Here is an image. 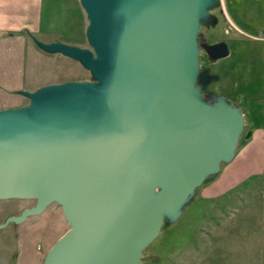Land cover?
<instances>
[{
  "label": "water",
  "instance_id": "water-1",
  "mask_svg": "<svg viewBox=\"0 0 264 264\" xmlns=\"http://www.w3.org/2000/svg\"><path fill=\"white\" fill-rule=\"evenodd\" d=\"M208 1L81 0L98 56L33 37L99 79L23 92L28 106L0 110V199H38L0 228L52 201L71 225L43 264H139L165 204H180L220 159L234 156L240 107L219 95L211 102L200 90L212 81L200 72V50L212 59L230 54L226 41H196ZM143 172L152 175L143 180ZM159 176L170 189L161 194L151 183Z\"/></svg>",
  "mask_w": 264,
  "mask_h": 264
},
{
  "label": "rangeland",
  "instance_id": "rangeland-1",
  "mask_svg": "<svg viewBox=\"0 0 264 264\" xmlns=\"http://www.w3.org/2000/svg\"><path fill=\"white\" fill-rule=\"evenodd\" d=\"M256 2L264 10V0ZM206 11V15L200 17L197 43L226 41L230 54L212 59L201 49L199 69L210 74L213 81L223 78L226 83L227 72L240 71L245 63L239 60H244L242 44L247 41L245 37H249L228 23L222 0H209ZM86 16L84 40L77 47L98 56L88 40L90 20L87 13ZM58 24L56 22L54 29L66 27ZM68 31L65 29V37ZM58 37L64 39L61 35ZM257 52L246 57L257 59L251 62L256 65L248 73L251 79L264 78V49L261 54ZM30 61L35 77L32 76L28 85L32 90H21L23 98L18 106L4 109L28 106L31 97L23 92H36L50 84L99 81L81 60L61 52L42 49L39 55L31 56ZM210 87L211 84L200 87L203 96L211 102H219ZM231 97L225 96L228 100ZM247 133L244 121L231 160L220 159L219 165L209 170L180 204H165L159 233L142 249L139 264H264V151L257 161L244 160L241 150L249 143ZM258 166L263 170L252 172ZM152 180L157 194L170 190L165 176ZM37 202V198L0 199V225L10 216H20L24 209L36 206ZM70 228L58 201L49 203L41 213L28 215L22 222H10L0 228V264H43L48 251Z\"/></svg>",
  "mask_w": 264,
  "mask_h": 264
},
{
  "label": "crops",
  "instance_id": "crops-1",
  "mask_svg": "<svg viewBox=\"0 0 264 264\" xmlns=\"http://www.w3.org/2000/svg\"><path fill=\"white\" fill-rule=\"evenodd\" d=\"M222 1L228 23L249 38L245 37L247 41L242 44L244 60H239V63L245 62L242 69L227 72L226 83L223 78L212 80L210 90L224 97L232 95V101L229 100L240 107L249 135V143L241 153L244 160L253 162L264 151V78L251 79L248 73L256 67L251 62L257 59L246 57L257 51L261 54L264 49V10L256 0ZM86 17L81 0H0V110L18 106L23 98L20 91L32 90L28 87L32 76L35 78L30 57L39 55L42 50L33 37L44 43L64 42L80 46L84 40ZM56 22L66 27L54 29ZM65 29L69 30L67 37ZM60 35L64 39L59 40ZM257 168L252 172L260 169Z\"/></svg>",
  "mask_w": 264,
  "mask_h": 264
},
{
  "label": "bare ground",
  "instance_id": "bare-ground-1",
  "mask_svg": "<svg viewBox=\"0 0 264 264\" xmlns=\"http://www.w3.org/2000/svg\"><path fill=\"white\" fill-rule=\"evenodd\" d=\"M76 84H79V85H83L84 83H78V82H75ZM90 85H92V84H90ZM183 162V161H182ZM184 164V162L183 163H181V165H183ZM186 165H184L183 167H185ZM178 173V172H177ZM180 173H181V171L178 173V175L177 176H180ZM148 174H150V175H152V173H145V172H143L142 174H141V177L143 178V180H144V177L145 176H147ZM147 185V187H148V189H149V191L153 194L154 193V188H152L150 185H148V184H146ZM190 188V186L189 187H187V188H185L184 186H181V192H183V190L185 191V190H187V189H189ZM176 195H178V193H176L175 194V196ZM156 200H158V202L160 203L161 201H160V199H159V197H156Z\"/></svg>",
  "mask_w": 264,
  "mask_h": 264
},
{
  "label": "trees",
  "instance_id": "trees-1",
  "mask_svg": "<svg viewBox=\"0 0 264 264\" xmlns=\"http://www.w3.org/2000/svg\"><path fill=\"white\" fill-rule=\"evenodd\" d=\"M204 52V51H203ZM244 135V134H243ZM247 136H249V135H247Z\"/></svg>",
  "mask_w": 264,
  "mask_h": 264
}]
</instances>
